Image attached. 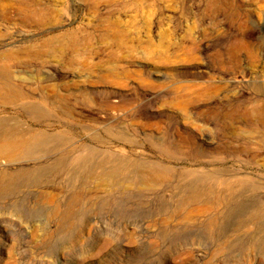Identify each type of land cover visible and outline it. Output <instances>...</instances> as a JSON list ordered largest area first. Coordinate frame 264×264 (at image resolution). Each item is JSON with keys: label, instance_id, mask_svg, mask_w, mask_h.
Returning a JSON list of instances; mask_svg holds the SVG:
<instances>
[{"label": "rangeland", "instance_id": "rangeland-1", "mask_svg": "<svg viewBox=\"0 0 264 264\" xmlns=\"http://www.w3.org/2000/svg\"><path fill=\"white\" fill-rule=\"evenodd\" d=\"M1 67L43 144L0 157V264H264V139L229 132L264 123V0H0Z\"/></svg>", "mask_w": 264, "mask_h": 264}, {"label": "bare ground", "instance_id": "bare-ground-1", "mask_svg": "<svg viewBox=\"0 0 264 264\" xmlns=\"http://www.w3.org/2000/svg\"><path fill=\"white\" fill-rule=\"evenodd\" d=\"M29 52L30 51H28V53ZM3 54H6L7 55V53H3ZM6 55H3V56H6ZM6 57H8V56H6ZM75 77H77L78 79H85V81H83V83H87L88 82V83H90V85H92L91 83H93V82H90L88 80V77L81 76V75H77ZM13 78H15V76L13 75L12 71H10V70H8L6 68L5 69L2 68V67L0 68V101L12 102V104H16L20 100H26V99H32V98H34V92H27V91L26 92H24V91L19 92L18 90L17 91H12L11 89H8L9 90L8 91L6 89V87H7L6 85L11 84V81L13 80ZM18 79H20V78L18 77ZM47 79H48V77H45V80H43L42 83H46L47 82L46 81ZM16 82L17 81H15L14 83L16 84ZM112 84L115 85V86H117V87H121V88L125 87V85L123 84V82L118 81V80L117 81H114ZM13 86H14V84H13ZM62 86L60 85L59 86V89H61ZM75 86H77V85H74V87ZM46 88H47V86L46 85H43L41 87V89H40V92H44L46 90ZM55 90H56V92H59L57 88H55ZM186 91H189V89H187ZM7 93H10V94H7ZM58 95H59V93L57 94V97L56 98H52L50 100H48L46 97H42V96H38V99L40 101L44 102V103H47L51 107H56V106H59L60 105V102L58 101V99L60 97ZM118 97H119V95H117L115 97H109V96H107L105 98V101L106 102H109V103H116L115 100L114 101H111V99L112 98L115 99V98H118ZM94 102H95V100H94ZM95 103L97 104V103H99V101L98 102H95ZM193 103H194V101L193 100L191 101L190 98H184L182 100V106H183L184 109L187 108V107H190V105H192ZM22 108L25 109V110H27V111H31V108L28 107V106H26V105L25 106H22ZM143 110H144L143 108H139L138 111L136 112L137 113V116L143 118L144 120H148V119L150 120V117L147 116V114ZM79 112H80V115L83 116V114H84L83 109L79 110ZM93 113L92 114L91 113H86V115L83 116V117H87V118L88 117H92L94 120H96V121L98 120L100 122H105V121H111V123H114L115 122V119L112 118L111 115L109 113H107V112L104 113V115L102 117H100L98 115H95ZM262 122H264V121H262ZM2 125L4 126V123H0V126H2ZM241 130L243 132H245V134H247V138L248 139H257V140L264 139V123H261V122L255 123V122H253L250 119L248 121H245L244 123L241 122L239 124V126H232V127H230L229 132L233 133L235 131H241ZM117 135L118 136H117L116 140H118V142H124L125 141L126 134L124 132L117 131ZM32 141H33L32 142L33 145H32V143H30L29 141H27V140L24 139L23 134H20V133H17V132H7V131H1L0 130V157L4 160V163L5 162L11 163V162H17L16 161L17 158L20 157L21 155H33V154H35L38 151V149L41 147V145L43 144V142H41L39 140H36V141L35 140H32ZM4 165L5 164H3V166ZM131 165L132 166H135L136 164L135 163L134 164L132 163V164H130V166ZM100 166H98V167H100ZM113 168H115V167H113ZM122 168H123V165L121 166L120 169H122ZM107 169H108V167H107ZM123 169H125V168H123ZM101 171H104V170H101ZM118 172L121 173V171H118ZM100 173L101 172H99L98 174H100ZM111 176L109 174L103 175L101 177H106L107 179L101 180V181H103L105 183H108V181H111L109 179Z\"/></svg>", "mask_w": 264, "mask_h": 264}]
</instances>
